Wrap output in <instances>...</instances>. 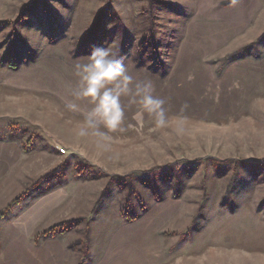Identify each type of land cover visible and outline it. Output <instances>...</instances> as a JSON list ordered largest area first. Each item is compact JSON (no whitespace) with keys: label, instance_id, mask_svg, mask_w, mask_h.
I'll use <instances>...</instances> for the list:
<instances>
[{"label":"rangeland","instance_id":"374dc122","mask_svg":"<svg viewBox=\"0 0 264 264\" xmlns=\"http://www.w3.org/2000/svg\"><path fill=\"white\" fill-rule=\"evenodd\" d=\"M95 47L169 127L79 135ZM4 148L0 264H264V0H0Z\"/></svg>","mask_w":264,"mask_h":264},{"label":"clouds","instance_id":"9594fccd","mask_svg":"<svg viewBox=\"0 0 264 264\" xmlns=\"http://www.w3.org/2000/svg\"><path fill=\"white\" fill-rule=\"evenodd\" d=\"M84 59L86 62H77L75 65V75L79 78V84L74 95L77 99H87L94 107L79 130L80 136L89 135V129H97L100 122L110 130L123 131L122 125L128 117L122 98H127L129 109L132 106L136 107L131 120L137 125L143 124L146 114L155 117L157 128H167L172 124L164 107V99L153 94L151 81H134L123 59L118 57L111 47H95ZM68 107L76 109L77 105L72 103ZM175 131L178 135L183 134L185 131L183 124L178 122ZM92 134L104 135L98 131Z\"/></svg>","mask_w":264,"mask_h":264},{"label":"crops","instance_id":"0c3cea01","mask_svg":"<svg viewBox=\"0 0 264 264\" xmlns=\"http://www.w3.org/2000/svg\"><path fill=\"white\" fill-rule=\"evenodd\" d=\"M5 147V146H4ZM10 149H12V148H9V150H7V151H5V148L3 149V151H4V155H2V156H0V158H3V161L6 159V153H8V152H10V151H12V150H10Z\"/></svg>","mask_w":264,"mask_h":264}]
</instances>
